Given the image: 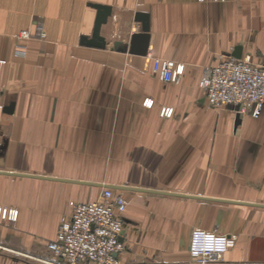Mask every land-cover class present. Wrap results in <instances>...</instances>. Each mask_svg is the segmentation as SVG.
I'll list each match as a JSON object with an SVG mask.
<instances>
[{"label":"crops","instance_id":"1","mask_svg":"<svg viewBox=\"0 0 264 264\" xmlns=\"http://www.w3.org/2000/svg\"><path fill=\"white\" fill-rule=\"evenodd\" d=\"M93 5L111 10L102 48L84 41ZM138 13L146 55L127 49ZM21 30L31 34L24 56ZM247 43L264 62V0H0V171L16 173H0V206L17 211L0 219V264L53 261L69 203L96 201L103 185L220 199L113 189L126 201L120 264H198L194 228L235 237L207 264H264V105L234 126V107L209 106L197 84ZM153 58L183 73L161 81Z\"/></svg>","mask_w":264,"mask_h":264},{"label":"built area","instance_id":"2","mask_svg":"<svg viewBox=\"0 0 264 264\" xmlns=\"http://www.w3.org/2000/svg\"><path fill=\"white\" fill-rule=\"evenodd\" d=\"M27 33L23 32L22 37ZM21 37V36H20ZM184 65L169 59H152V72L161 81L173 82ZM209 106L234 107L240 115L258 117L264 105V66L250 55L228 56L204 67L198 82ZM147 103H145L146 105ZM151 101L147 106H151ZM172 108L163 107L162 117H170ZM70 212L61 218L51 243L54 260L48 264H120L121 241L126 201L122 192L105 187L90 203H69ZM17 211L0 206V219L14 221ZM235 237L194 228L190 234L189 254L198 264L221 260L234 244Z\"/></svg>","mask_w":264,"mask_h":264},{"label":"water","instance_id":"3","mask_svg":"<svg viewBox=\"0 0 264 264\" xmlns=\"http://www.w3.org/2000/svg\"><path fill=\"white\" fill-rule=\"evenodd\" d=\"M97 12L96 17L94 21L93 31L91 34L90 39H84L85 44L91 47H98L102 48L104 47V39L99 35V29L102 24H104L107 21V17L110 15V7L109 6H103V5H93ZM136 20L140 22L141 24V31L139 33H135L131 36L128 46V52L131 54H137V55H146L148 44H149V23H148V16L143 13H138L136 15ZM115 47L119 48V44L116 43ZM123 49V48H121ZM126 49V47H124ZM123 49V50H124ZM239 49L237 48L234 53H232L233 57H240L239 55ZM6 112H11V106L5 108ZM240 122V114L236 113L235 115V121L234 126H237ZM0 173L5 174H16V173H6L0 171ZM17 175H23V174H17ZM25 175V174H24ZM27 176H34L39 178H49V177H41L37 175H27ZM55 179V178H52ZM59 180V179H55ZM61 180V179H60ZM69 182H79V183H86V184H94V183H88V182H82V181H70ZM104 187H109L111 189L116 190H130V191H146V192H155V193H165L169 195H179V196H186V197H194V198H206V197H199V196H190V195H184L179 193H173V192H167V191H155V190H149V189H141V188H135V187H128V186H119V185H103ZM206 199H212V198H206ZM212 200H220V199H212ZM228 202H236V201H228ZM264 206V205H262Z\"/></svg>","mask_w":264,"mask_h":264},{"label":"rangeland","instance_id":"4","mask_svg":"<svg viewBox=\"0 0 264 264\" xmlns=\"http://www.w3.org/2000/svg\"><path fill=\"white\" fill-rule=\"evenodd\" d=\"M23 32H26V33H27V36H26V37H22ZM37 32H39V33H38V34H39V37H41V38L45 37V33L43 32V30H42L41 28H38V29H37ZM20 36H21V37H20ZM30 37H31V34H30L29 31H27V30H21V31H19V32L15 35V39H16V51H15V52H17L18 54L24 56V55H25V50H26V44H25V41H26L27 39H29ZM244 49H245V52H244L243 54H248V55H250L251 59H252L255 63H257V64H259V65H261V66H264V62L258 57V55H257V53H256V50H254V47H253L252 43H247V44H245ZM228 56H232V54H231V53H227V54H225V55L219 57V60H217L216 62H218V61H220V60H222V59H224V58H226V57H228ZM169 60H170V59H169ZM215 64H216V63H215ZM199 79H200V77H199ZM198 82H199V80H198ZM197 84H198V83H197ZM198 87H199V85H198ZM203 98H204V100L206 101L205 96H204V93H203ZM206 103H207V102H206ZM199 229H200V228H199ZM196 263H197V262H196Z\"/></svg>","mask_w":264,"mask_h":264}]
</instances>
